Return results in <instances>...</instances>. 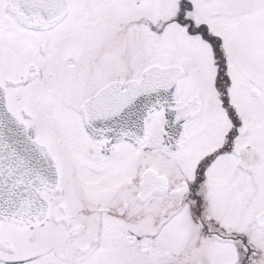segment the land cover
I'll return each instance as SVG.
<instances>
[{
    "label": "snow or ice",
    "instance_id": "obj_1",
    "mask_svg": "<svg viewBox=\"0 0 264 264\" xmlns=\"http://www.w3.org/2000/svg\"><path fill=\"white\" fill-rule=\"evenodd\" d=\"M0 264H264V0H0Z\"/></svg>",
    "mask_w": 264,
    "mask_h": 264
}]
</instances>
